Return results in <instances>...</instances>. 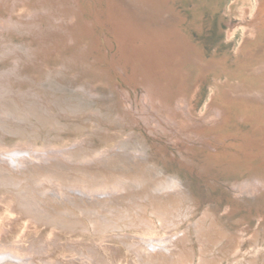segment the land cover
<instances>
[{
  "label": "bare ground",
  "instance_id": "bare-ground-1",
  "mask_svg": "<svg viewBox=\"0 0 264 264\" xmlns=\"http://www.w3.org/2000/svg\"><path fill=\"white\" fill-rule=\"evenodd\" d=\"M177 3L0 0V264H264V0L199 114Z\"/></svg>",
  "mask_w": 264,
  "mask_h": 264
},
{
  "label": "rangeland",
  "instance_id": "rangeland-1",
  "mask_svg": "<svg viewBox=\"0 0 264 264\" xmlns=\"http://www.w3.org/2000/svg\"><path fill=\"white\" fill-rule=\"evenodd\" d=\"M178 3L177 9L188 18V23L184 28L185 33L202 49L201 51L206 60L216 59L218 62L222 60L227 68V70L223 71L225 75L223 73H217L218 71L215 74H205L203 79H201V84L199 85L198 90L196 85H193V106H195V112L199 114L200 112L206 111L207 105L210 103L216 85L214 81L221 80L223 81V85H227L228 76L232 82L239 79L238 76L231 74L230 72L240 70L239 72L242 75L245 74L243 73V69L239 67V64L243 63L244 60L242 59V61H240L239 59L242 56L238 57L240 44L243 41V31L238 28V26L240 22L243 23L241 12L244 10L247 12L254 10L255 0H204L203 2L198 0H178ZM196 3L199 4L198 7H196ZM247 16V18H250V14ZM230 31L233 33L232 37L229 36ZM237 62L239 64H237ZM239 128L241 127L232 125L230 130L237 133L240 130ZM243 129L249 131L251 130V127L247 124L243 126ZM70 139L71 137L69 136L64 142H68ZM261 159L262 155L260 154L257 160L261 161ZM201 160L204 161L206 159L203 158ZM184 178L187 177L184 176ZM219 178H221L222 181L223 179L233 181L234 179L242 178V176H219ZM189 179L196 194L201 196L204 203L211 200L207 195V186L209 184L207 185V180H205V178H201L197 174H190ZM215 179L213 180L215 181ZM223 183L225 182L223 181ZM222 192L216 193L214 191L213 196L219 200L220 207L223 209L228 202V195H224ZM14 213H16V210L12 204L6 203L5 207L2 210L0 209V218L5 221L10 217V214L13 216ZM22 219L25 218L22 217L21 220ZM254 225L255 221L252 222L251 226Z\"/></svg>",
  "mask_w": 264,
  "mask_h": 264
}]
</instances>
